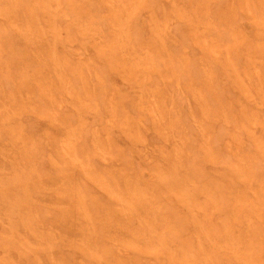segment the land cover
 I'll list each match as a JSON object with an SVG mask.
<instances>
[{"label":"rangeland","instance_id":"rangeland-1","mask_svg":"<svg viewBox=\"0 0 264 264\" xmlns=\"http://www.w3.org/2000/svg\"><path fill=\"white\" fill-rule=\"evenodd\" d=\"M0 264H264V0H0Z\"/></svg>","mask_w":264,"mask_h":264}]
</instances>
